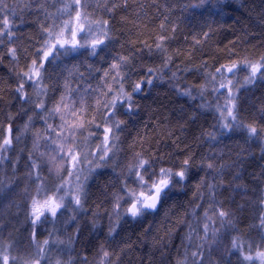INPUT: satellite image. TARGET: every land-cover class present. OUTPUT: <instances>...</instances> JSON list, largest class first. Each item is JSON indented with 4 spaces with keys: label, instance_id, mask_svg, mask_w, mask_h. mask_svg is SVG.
<instances>
[{
    "label": "snow or ice",
    "instance_id": "obj_1",
    "mask_svg": "<svg viewBox=\"0 0 264 264\" xmlns=\"http://www.w3.org/2000/svg\"><path fill=\"white\" fill-rule=\"evenodd\" d=\"M0 69V264H264V0H0Z\"/></svg>",
    "mask_w": 264,
    "mask_h": 264
},
{
    "label": "trees",
    "instance_id": "obj_2",
    "mask_svg": "<svg viewBox=\"0 0 264 264\" xmlns=\"http://www.w3.org/2000/svg\"><path fill=\"white\" fill-rule=\"evenodd\" d=\"M229 23H231V21H229ZM222 38H224L225 42H227V38H231V35H230V33H225ZM3 71H4V69H0V75H2ZM165 88H166V86L161 87V89H160L161 93H163ZM145 99H147L150 102L154 101L156 103H168L167 97H164L163 95H161L160 97H156L155 93L149 95Z\"/></svg>",
    "mask_w": 264,
    "mask_h": 264
}]
</instances>
